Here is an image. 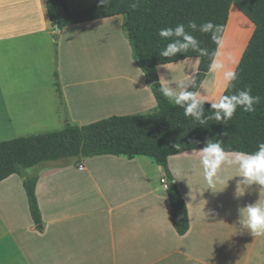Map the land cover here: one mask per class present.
Listing matches in <instances>:
<instances>
[{
	"label": "crops",
	"instance_id": "0c3cea01",
	"mask_svg": "<svg viewBox=\"0 0 264 264\" xmlns=\"http://www.w3.org/2000/svg\"><path fill=\"white\" fill-rule=\"evenodd\" d=\"M62 1L70 15L98 3ZM47 2L0 0V48L13 53V95L35 96L49 87L57 94L53 82L59 78L64 100H55L48 110L64 119L60 127L156 109L145 75L128 60L131 49L120 34L121 16L55 32ZM232 15L238 18L230 8L225 31ZM115 47L126 51L139 92L127 90L125 100H99L97 95L96 100H80L76 88L88 87L93 93L94 74L114 68L103 54ZM99 54L104 59L98 60ZM106 59L109 67L103 65ZM198 63L188 59L158 67L160 84L177 91L178 83L189 87ZM82 73L84 84L69 86ZM219 80V73L208 72L197 92L214 97ZM134 95L142 99L129 100ZM49 164L36 174L41 231L30 216L22 178L12 175L0 182V264H264V235L253 236L238 223V208L264 198V190L238 185L237 196L240 179L233 167L222 166L218 174L223 183L210 189L196 151L169 157L168 170L188 213L189 229L181 236L172 224L164 171L151 159L99 156Z\"/></svg>",
	"mask_w": 264,
	"mask_h": 264
},
{
	"label": "trees",
	"instance_id": "16d2710c",
	"mask_svg": "<svg viewBox=\"0 0 264 264\" xmlns=\"http://www.w3.org/2000/svg\"><path fill=\"white\" fill-rule=\"evenodd\" d=\"M135 4V7L132 5ZM231 6H235L254 25V33L236 69L237 80L224 95L251 87V95L260 96L255 111L244 112L237 107L231 120H208L200 125L184 110L169 102L161 93L157 68L164 65L198 59L195 77L188 87L198 91L209 72L211 54L217 45L211 33L192 32L200 47L209 55L191 49L184 54L163 57L160 51L169 40L158 35V30L187 24L198 25L211 21L220 25L223 37ZM47 13L54 30L108 19L123 18L122 30L131 49L132 59L150 82L157 107L153 111L126 116H113L87 126L67 124L62 129L44 134L20 137L0 142V182L12 175L22 178L30 216L35 227L43 229L35 196L37 177H25V171L45 163L72 162L80 158L115 156L134 159L147 157L160 166L167 181L166 196L170 204L172 224L177 234L189 229L188 213L179 189L168 170V159L186 151L202 149L210 139L222 141L226 151L246 153L256 151L264 142V0H111L106 7L98 3L83 12L70 15L62 0H48ZM205 116L212 115L205 103ZM180 145L179 148L174 145Z\"/></svg>",
	"mask_w": 264,
	"mask_h": 264
},
{
	"label": "clouds",
	"instance_id": "9594fccd",
	"mask_svg": "<svg viewBox=\"0 0 264 264\" xmlns=\"http://www.w3.org/2000/svg\"><path fill=\"white\" fill-rule=\"evenodd\" d=\"M111 0H98L99 7H106ZM135 7V4L132 5ZM177 24L173 27H165L158 30V35L170 42L167 43L159 55L163 57H173L177 54L187 53L190 49L198 51L200 55H209L207 49L200 47V41L192 32L211 33V40L217 45V51L211 54V63L209 72H222V80L225 88L232 87L237 80L235 69H225V64L219 59V48L222 47V37L219 35L223 28L220 25H214L211 21L198 25L190 20L187 24ZM178 91L173 87L162 84L160 91L162 95L171 103L184 110L185 117H191L200 125H204L208 120L222 121L227 123L234 116L237 107H241L244 112H254L255 107L261 101L260 96L251 95V87L243 90H237L235 94L220 95L216 101H209L206 95H201L197 91H189L185 83H178ZM210 105L212 115L205 116V103ZM174 147L179 148L176 144ZM199 154V163L203 169L204 178L208 188L213 189L218 184L223 183L219 176V170L222 166L233 167L237 170L238 176L242 179L237 182L238 185L251 186L253 184L261 186L260 191L264 190V142H260L256 151L246 153L242 151H226L222 146V141L208 140L202 149L195 150ZM179 175V170L174 172ZM238 223L243 230H247L253 236L264 235V198L238 208Z\"/></svg>",
	"mask_w": 264,
	"mask_h": 264
},
{
	"label": "rangeland",
	"instance_id": "374dc122",
	"mask_svg": "<svg viewBox=\"0 0 264 264\" xmlns=\"http://www.w3.org/2000/svg\"><path fill=\"white\" fill-rule=\"evenodd\" d=\"M231 8L233 12L238 14V18L235 19L232 15L230 24L222 37V47L219 48V59L221 61L224 60L223 63L225 64L226 70L237 69L244 51L254 33V25L244 17L235 6H231ZM121 31V37L127 41L122 27ZM125 52L126 51L122 47H115L114 52L109 50L106 54H103V57L106 56L108 59L110 58L113 60L114 68L110 72L107 71L106 74L100 71L94 74L95 78L92 79L94 81V83L92 81L93 93L89 91L88 87L76 88V90H80L82 93L80 100H96L97 98H94L93 95H97L96 97H98L99 100H125L123 94L126 93L127 90L130 91V89H133L139 92L137 86H135L133 82L134 75L133 72L130 71ZM98 56V60L104 59L103 57L101 58L100 54ZM127 56L128 60L130 59L131 63L136 65L132 59V54L131 56L129 54ZM103 65L109 67V61L103 60ZM104 66L101 65V67ZM219 75L220 80L216 86L215 96L208 98L209 101H216L220 95H224L226 92L225 86L221 88V84H223L222 72H220ZM83 77H85L83 73L75 74V78L82 79L77 82H70L69 86H76L77 83L84 84ZM0 81V142L57 131L60 128L62 129L63 125L60 127L59 123H63L64 119L57 120L48 110L49 107L55 105V100H61L60 98L64 100L61 94L62 89L59 78L53 82V90L56 91L57 94L51 91L49 87L44 88V91H39L35 96L28 94L22 96L13 95V53L9 51L4 52V50L0 48ZM145 84L146 86H150L148 80ZM95 87L97 88L96 90ZM95 92L97 94H94ZM141 99V95H134L133 98L129 100ZM63 109H59V114L62 116L64 115ZM69 123L72 124L74 122ZM72 125L78 126V124ZM87 125H89V123L81 126ZM46 166L52 165L45 163L39 167L26 170L25 177L36 176V174ZM226 171L228 173L231 172V170ZM219 172H223V169H220ZM232 172L236 178L242 179L238 176L236 169Z\"/></svg>",
	"mask_w": 264,
	"mask_h": 264
},
{
	"label": "built area",
	"instance_id": "2783aa9c",
	"mask_svg": "<svg viewBox=\"0 0 264 264\" xmlns=\"http://www.w3.org/2000/svg\"><path fill=\"white\" fill-rule=\"evenodd\" d=\"M80 168H82L81 166H80ZM162 183H163V185H164V187H165V189L167 188V181L165 180V179H163L162 180Z\"/></svg>",
	"mask_w": 264,
	"mask_h": 264
},
{
	"label": "water",
	"instance_id": "95a60500",
	"mask_svg": "<svg viewBox=\"0 0 264 264\" xmlns=\"http://www.w3.org/2000/svg\"><path fill=\"white\" fill-rule=\"evenodd\" d=\"M57 31H59V29H58V27L56 26V27H55V32H57ZM149 83H150V82H149Z\"/></svg>",
	"mask_w": 264,
	"mask_h": 264
}]
</instances>
